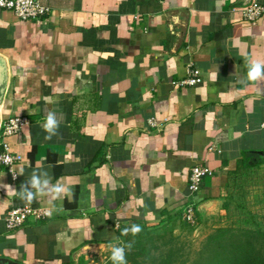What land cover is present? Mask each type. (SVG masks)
<instances>
[{"label":"crops","instance_id":"1","mask_svg":"<svg viewBox=\"0 0 264 264\" xmlns=\"http://www.w3.org/2000/svg\"><path fill=\"white\" fill-rule=\"evenodd\" d=\"M42 2L50 11L40 21L0 8V128L30 119L9 139L23 155L17 178L0 165V264H93L125 227L183 218L189 203L197 221L225 213L241 163L264 159V81L246 82L245 66L264 61V15L251 23L242 13L264 0ZM192 68L203 81L178 84ZM49 111L59 136L45 141ZM194 165L213 173L191 194ZM35 169L74 195L9 230L7 212L25 205L18 192ZM31 205L50 206L39 196Z\"/></svg>","mask_w":264,"mask_h":264},{"label":"rangeland","instance_id":"2","mask_svg":"<svg viewBox=\"0 0 264 264\" xmlns=\"http://www.w3.org/2000/svg\"><path fill=\"white\" fill-rule=\"evenodd\" d=\"M247 169L234 174L229 183L225 213L210 219L191 223L184 217L175 218L156 227H148L149 236L141 237L142 231L129 240L119 242L122 246L132 242L126 249L127 264H163L168 250L173 248V264H189L198 255L207 237L218 228H252L264 231V159H255ZM142 228V227H141ZM111 253L93 261V264H112Z\"/></svg>","mask_w":264,"mask_h":264},{"label":"built area","instance_id":"3","mask_svg":"<svg viewBox=\"0 0 264 264\" xmlns=\"http://www.w3.org/2000/svg\"><path fill=\"white\" fill-rule=\"evenodd\" d=\"M0 8L12 11L18 18L22 20H43L49 13V6L45 5L42 0H0ZM243 16L251 23H256L264 15V5L258 2H251L242 9ZM203 81L202 74L198 68H192L189 76L179 80L178 84H186L190 86L197 85ZM30 119L25 115H15L7 118L0 128L2 137V149L0 151V165L9 169L14 179L18 174L14 170L15 164L23 160V155L15 152L9 139L18 134L24 125L28 124ZM149 122L152 126L158 124L155 118H150ZM6 158H10L6 162ZM212 169L209 166L194 165L189 175L188 188L191 194L201 189L203 181L206 177L212 175ZM15 176V177H14ZM47 207H34L32 205L15 206L8 210L5 221L9 230H16L22 227L27 221H41L50 216L44 214ZM184 219L191 223L197 222L196 208L193 203H189L185 208Z\"/></svg>","mask_w":264,"mask_h":264},{"label":"clouds","instance_id":"4","mask_svg":"<svg viewBox=\"0 0 264 264\" xmlns=\"http://www.w3.org/2000/svg\"><path fill=\"white\" fill-rule=\"evenodd\" d=\"M245 66L247 68L246 82L259 83L264 81V61L245 58ZM59 125L60 121L57 119L56 113L54 111H49L42 125V129L45 132V141H51L53 137L59 136ZM9 159L10 158H6V162H9ZM20 175H23L22 170ZM18 195L26 205H31L36 201L38 196L47 197L50 206L45 209L44 214L46 216H51L54 212L62 210V207L57 208L55 201L63 197H72L74 193L71 187L60 181L53 184L52 175L48 170L35 169L21 184ZM141 231L142 228L140 225L133 224L131 227H125L122 231V235L126 236L131 233L133 236H136ZM126 249L129 251L132 249V242H128L122 246H113L111 248L110 259L112 264H127Z\"/></svg>","mask_w":264,"mask_h":264},{"label":"trees","instance_id":"5","mask_svg":"<svg viewBox=\"0 0 264 264\" xmlns=\"http://www.w3.org/2000/svg\"><path fill=\"white\" fill-rule=\"evenodd\" d=\"M247 160L241 163V170L236 173L251 166ZM223 206L225 209L229 208L225 201ZM137 225L146 230L141 237H148L151 234L147 232L150 229L148 225L144 223ZM129 234L125 236L121 232V241L129 240L131 238ZM172 256L174 250L170 248L163 264H173ZM189 264H264V231L252 228H218L216 233L207 237L197 257Z\"/></svg>","mask_w":264,"mask_h":264}]
</instances>
